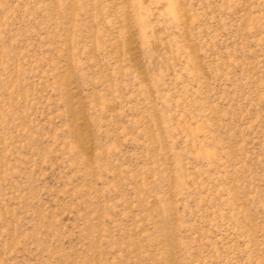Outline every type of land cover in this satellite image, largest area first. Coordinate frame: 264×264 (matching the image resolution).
Segmentation results:
<instances>
[{
  "label": "rangeland",
  "instance_id": "1",
  "mask_svg": "<svg viewBox=\"0 0 264 264\" xmlns=\"http://www.w3.org/2000/svg\"><path fill=\"white\" fill-rule=\"evenodd\" d=\"M0 264H264V0H0Z\"/></svg>",
  "mask_w": 264,
  "mask_h": 264
}]
</instances>
